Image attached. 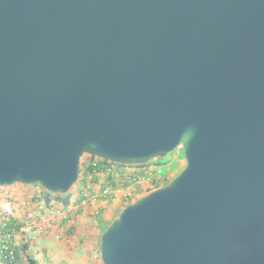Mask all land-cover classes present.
Segmentation results:
<instances>
[{
	"label": "water",
	"instance_id": "1",
	"mask_svg": "<svg viewBox=\"0 0 264 264\" xmlns=\"http://www.w3.org/2000/svg\"><path fill=\"white\" fill-rule=\"evenodd\" d=\"M178 148L102 264H264V0H0V187Z\"/></svg>",
	"mask_w": 264,
	"mask_h": 264
},
{
	"label": "built area",
	"instance_id": "2",
	"mask_svg": "<svg viewBox=\"0 0 264 264\" xmlns=\"http://www.w3.org/2000/svg\"><path fill=\"white\" fill-rule=\"evenodd\" d=\"M105 161L98 157L88 156V159L82 162L77 186L80 193L88 192L93 187L92 190H96L102 183L103 186L99 193L102 199H110L117 187L125 192L123 197L129 199L147 194L148 189L152 191L161 187L168 179L165 164L126 166ZM103 178L106 179L102 181ZM26 187L30 188V191L28 190L20 198L15 197L16 195L5 196V200L8 199V201L1 209L0 255L3 264H17L18 243H16V238L18 235L27 241H35L48 236L51 232L52 221L45 212L47 210L57 212L54 202L51 206L47 204L46 192L41 185ZM79 208L80 205L77 210ZM18 210L24 211L22 217L17 216Z\"/></svg>",
	"mask_w": 264,
	"mask_h": 264
},
{
	"label": "crops",
	"instance_id": "3",
	"mask_svg": "<svg viewBox=\"0 0 264 264\" xmlns=\"http://www.w3.org/2000/svg\"><path fill=\"white\" fill-rule=\"evenodd\" d=\"M180 158L185 159L181 157L180 153H175L173 156L160 161L161 164L165 163L167 176L169 171L175 168L173 165L180 162ZM93 188L83 193L77 190L75 195L77 199L75 201L70 200L69 205L66 207L53 201L57 212H51V210L45 212L52 221L51 232L45 238L27 241L24 237L18 235L16 238L17 246L20 248L23 244H27L28 253L26 254L21 250L23 252L22 257H25V259H19L17 264H26L28 254L40 264H102L96 249L99 233L97 230H92L90 226H99V208L100 210L109 208L111 207L110 204L116 200L121 202L120 199H123L125 192L117 187L116 192L110 199H102L99 196L100 186L96 190H92ZM79 205L80 208L77 210ZM18 211L17 216L22 217L24 211ZM89 216H92V218H89ZM91 219H96L98 222ZM92 253L93 256H91ZM0 264H3L1 255Z\"/></svg>",
	"mask_w": 264,
	"mask_h": 264
},
{
	"label": "rangeland",
	"instance_id": "4",
	"mask_svg": "<svg viewBox=\"0 0 264 264\" xmlns=\"http://www.w3.org/2000/svg\"><path fill=\"white\" fill-rule=\"evenodd\" d=\"M175 153H180L181 154V157L184 158V152L182 149L178 148L177 150H175L173 153L169 154L167 157H171L173 156ZM88 159V156L87 155H84L83 158H82V162L87 160ZM180 162H178V164H175L173 166H175V168H173L172 170L169 171L168 173V179H174L175 177H177L182 171L183 169L185 168L186 166V161L185 159H182L180 158ZM149 165H154V164H161V162H158V160H153L151 162L148 163ZM77 186H78V183L70 190V194H71V200L72 201H75L77 198H75V195L77 194ZM100 189L102 188L103 184L100 183ZM30 191V188H26V186H23L22 184H15V185H12V186H8V187H0V215H1V209L2 207L5 205V203H7L8 199L5 200V196H15V197H21L23 194H25L27 191ZM149 192V189L146 191V193ZM3 195V197H2ZM146 195V194H145ZM74 196V198H73ZM144 194H141V195H137L135 198H126V197H123V199H120L122 200L121 202H117V200L114 202H112L110 205L111 207L109 208H103L102 210H100L99 212V221L100 223L99 226L97 227H94V225L90 226V228L92 230H97L98 231V235H99V241H98V244L96 246V249H97V253H98V256H100V245H101V236L104 232V229L106 226H109L115 219L116 217L119 215V213L121 212V210L127 205V204H130L134 201H136L137 199H140L141 197H143ZM73 203V202H72ZM89 218H92V216H89ZM92 221H95V222H98V220L96 219H91ZM102 220V222H101ZM20 259L24 260L25 257H22L23 255V252L21 251L20 253ZM91 256H93V253L91 254ZM101 258V256H100ZM26 264H27V261H26Z\"/></svg>",
	"mask_w": 264,
	"mask_h": 264
},
{
	"label": "trees",
	"instance_id": "5",
	"mask_svg": "<svg viewBox=\"0 0 264 264\" xmlns=\"http://www.w3.org/2000/svg\"><path fill=\"white\" fill-rule=\"evenodd\" d=\"M165 158H158V159H156V160H158V162H160V161H163ZM106 163H108V161H105ZM163 164H165V163H163ZM90 170H92V169H90ZM173 179H166L165 180V182H164V184L161 186V187H164V186H166L167 184H169L171 181H172ZM161 187H159V188H161ZM159 188H157V189H159ZM157 189H155V190H157ZM152 191H154V190H152ZM152 191H149V193L150 192H152ZM45 192H46V202H47V204L48 205H50L51 206V203L53 202V201H56V202H59V203H61L63 206H68L69 205V203H70V200H71V194L70 193H68V194H54V193H51V192H49V191H47V190H45ZM148 194V193H147ZM146 194V195H147ZM145 196V195H144ZM143 196V197H144ZM142 198V197H141ZM138 200V199H137ZM128 205V204H127ZM101 222H102V220H101ZM111 225V224H110ZM109 225V226H110ZM109 226H106L105 227V229H104V231L109 227ZM21 250L23 251V252H25L26 254L28 253V245L27 244H23L20 248L18 247L17 248V253H16V259H17V261L20 259V252H21ZM27 264H40L37 260H35L32 256H30L29 254L27 255Z\"/></svg>",
	"mask_w": 264,
	"mask_h": 264
}]
</instances>
